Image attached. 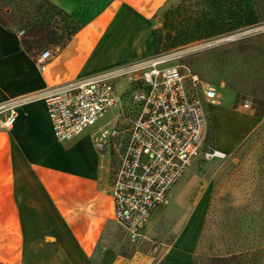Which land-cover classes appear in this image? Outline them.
Wrapping results in <instances>:
<instances>
[{"label":"crops","instance_id":"crops-1","mask_svg":"<svg viewBox=\"0 0 264 264\" xmlns=\"http://www.w3.org/2000/svg\"><path fill=\"white\" fill-rule=\"evenodd\" d=\"M50 1L81 17L94 0ZM167 2L108 0L64 48L52 50L44 69L25 50L18 32L0 25V107L15 109L13 126L0 127V264H153V255L128 259L101 244L108 225L116 222L112 157L98 151L95 137L85 132L59 142L44 96L66 83L156 54L154 17ZM8 113L0 114V120ZM211 123L216 150L226 156L236 153L264 118L241 108H221ZM174 188L177 196L187 192L185 183ZM160 207L151 223L164 210ZM204 210L196 208L194 215L201 217ZM199 224L187 226L170 247L169 257L179 247L172 260L192 262Z\"/></svg>","mask_w":264,"mask_h":264},{"label":"rangeland","instance_id":"rangeland-1","mask_svg":"<svg viewBox=\"0 0 264 264\" xmlns=\"http://www.w3.org/2000/svg\"><path fill=\"white\" fill-rule=\"evenodd\" d=\"M107 1L94 0L90 6L86 4L89 9L81 14V17L74 16L76 22L83 23L89 19ZM183 1L168 0L154 17L156 53L164 52L179 56L177 63L181 65L182 73L186 76L187 83L195 96L203 98V87L207 85L217 89L218 98L215 103L217 105L209 107L210 114L207 107L210 131L204 147V151L216 150V135L211 118L215 120L221 108L233 109L237 94L242 104L239 109L250 112L252 100L256 97H264V50L260 49L259 42L253 43L250 47L242 45L244 40L264 34V24L255 27L263 29V32L235 42L215 44L216 40L223 38L220 37L178 46L176 36L181 30L182 19L179 16L178 6ZM7 7L13 11L14 15L11 17L6 14ZM0 20L16 31L27 28L25 26L27 17L21 16L13 5L2 1H0ZM59 20L60 18L56 19L58 28H62L64 24ZM251 29H244L224 37ZM61 33L62 31L58 30V34ZM26 35L27 32L24 36ZM40 36L39 34L38 37ZM224 46H228L225 51L207 53L211 49ZM32 53L36 57L40 54L36 48H32ZM192 76H197L200 82L194 85ZM119 84L127 87L126 80H120ZM115 113L106 114L94 127L85 131L86 135L95 137L97 129L108 124ZM111 157L113 169L115 151L111 152ZM183 183L187 192L177 196L174 188L160 207L164 208L162 213L156 221L151 223L150 220L146 224L137 239H130L124 229L114 222L108 225L101 244L122 253L153 255L155 257L153 264H184L171 259L179 247H175L169 257L172 249L170 247L176 245L187 226L195 229L200 223L190 264H193L195 255L210 259L264 249V125L234 154L212 160H205L202 154L191 164L177 184ZM199 207L205 210L198 224H194L190 220Z\"/></svg>","mask_w":264,"mask_h":264},{"label":"built area","instance_id":"built-area-1","mask_svg":"<svg viewBox=\"0 0 264 264\" xmlns=\"http://www.w3.org/2000/svg\"><path fill=\"white\" fill-rule=\"evenodd\" d=\"M25 32L18 35L22 38ZM52 58L45 50L36 57L41 69ZM179 56L159 52L134 60L90 78H81L47 92L44 100L54 136L70 142L94 127L109 112L111 121L98 128V151L116 152L111 176V196L116 222L130 239L141 230L167 200L191 164L225 158L204 151L210 131L208 105L217 102L215 87H203L195 96L177 63ZM193 84L200 82L192 76ZM126 80L127 87L120 85ZM1 128L15 122L13 105L1 106Z\"/></svg>","mask_w":264,"mask_h":264},{"label":"trees","instance_id":"trees-1","mask_svg":"<svg viewBox=\"0 0 264 264\" xmlns=\"http://www.w3.org/2000/svg\"><path fill=\"white\" fill-rule=\"evenodd\" d=\"M0 1L13 5L21 16L27 17L25 23L27 28L19 29L17 32H27V35L21 39L25 50L30 53H32V48H36L40 53L45 50L64 48L83 26V23L76 22L73 15H69L50 0ZM178 8L179 16L182 18L181 30L176 36L178 46L210 41L264 24V0H184ZM5 11L10 17L14 15L10 7H7ZM57 18L63 22L62 28H58ZM0 25L8 30L16 31L1 20ZM58 30H61L62 33L58 34ZM39 34L40 37H38ZM255 42H259L260 49L264 50V34L246 39L242 45L250 47ZM227 49L228 46H224L211 49L207 53L211 54ZM238 95L233 103L234 110L239 109L242 105ZM251 112L257 118H264V97H256L252 100ZM118 253L122 257L130 259L136 252ZM262 262H264V249L226 257L217 256L208 259L195 255L193 258V264H262Z\"/></svg>","mask_w":264,"mask_h":264},{"label":"water","instance_id":"water-1","mask_svg":"<svg viewBox=\"0 0 264 264\" xmlns=\"http://www.w3.org/2000/svg\"><path fill=\"white\" fill-rule=\"evenodd\" d=\"M261 32H263V29H261V28H255V29L247 30V31H244L241 33L234 34L232 36L220 38V39L215 41V44L223 45V44H227L230 42H235V41H238L242 38L250 37L252 35L259 34Z\"/></svg>","mask_w":264,"mask_h":264},{"label":"bare ground","instance_id":"bare-ground-1","mask_svg":"<svg viewBox=\"0 0 264 264\" xmlns=\"http://www.w3.org/2000/svg\"><path fill=\"white\" fill-rule=\"evenodd\" d=\"M158 214H159V213H158ZM155 216H156V213H155V215L152 217V219H151L150 222H152V220L154 219ZM199 218H200V216L195 215V216L192 217V219L190 220V222H194V224H196V223L198 224ZM190 222H189V223H190Z\"/></svg>","mask_w":264,"mask_h":264}]
</instances>
